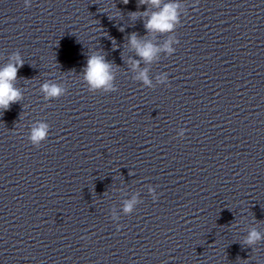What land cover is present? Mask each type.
<instances>
[{"label":"clouds","instance_id":"9594fccd","mask_svg":"<svg viewBox=\"0 0 264 264\" xmlns=\"http://www.w3.org/2000/svg\"><path fill=\"white\" fill-rule=\"evenodd\" d=\"M129 0H123L124 4H127ZM151 4L159 7L161 0H139V5ZM25 8L31 6V0H24ZM179 3L170 2L165 4L159 12H153L147 22L144 24L146 31H157V32H169L177 28L181 24V14L178 9ZM135 15V13H133ZM128 43L131 44L135 49L139 57L145 61H152L153 57L159 51V48L151 43H141L135 33H131L128 37ZM175 43L179 44V40L176 38L174 41L169 40L164 45L165 51L172 56L176 48L171 45ZM24 65V61L17 51L10 58L9 62L0 68V110L7 111L13 103H17L22 99V92L15 86V81L18 79V71ZM139 62H135L133 67H138ZM112 64L106 59L104 55L94 54L88 57L86 66L83 69L84 80L89 86L90 91H98L103 89L105 92H115L117 88L112 83L114 77L111 74ZM143 84L150 85L151 81L147 76V70L140 73L139 78ZM168 81V75L162 78V81ZM168 85V84H167ZM41 91L44 93L45 100H56L66 94L67 89L60 87L58 83H49L45 81L41 84ZM50 126L46 123H39L38 128L30 130L28 141L34 147H40L41 141L48 138ZM186 129H181L179 136L183 138ZM153 201L158 199V194L155 189H150ZM137 204L136 198L125 202L124 212L131 214L134 209V205ZM118 229L120 225L117 226ZM264 240L262 235L256 229H252L244 243L248 246L256 245L258 242Z\"/></svg>","mask_w":264,"mask_h":264}]
</instances>
